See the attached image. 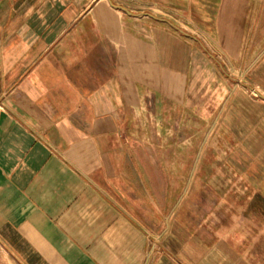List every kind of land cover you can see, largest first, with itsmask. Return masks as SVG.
Segmentation results:
<instances>
[{
	"label": "crops",
	"instance_id": "crops-1",
	"mask_svg": "<svg viewBox=\"0 0 264 264\" xmlns=\"http://www.w3.org/2000/svg\"><path fill=\"white\" fill-rule=\"evenodd\" d=\"M0 264H264V0H0Z\"/></svg>",
	"mask_w": 264,
	"mask_h": 264
},
{
	"label": "rangeland",
	"instance_id": "rangeland-1",
	"mask_svg": "<svg viewBox=\"0 0 264 264\" xmlns=\"http://www.w3.org/2000/svg\"><path fill=\"white\" fill-rule=\"evenodd\" d=\"M146 239L147 241H149V249L150 251H152L153 249H157V246L159 245V242L157 239H155V237H153L150 234L146 235Z\"/></svg>",
	"mask_w": 264,
	"mask_h": 264
}]
</instances>
